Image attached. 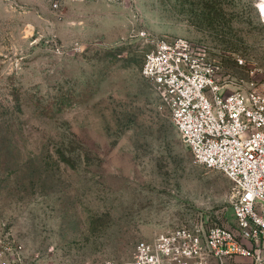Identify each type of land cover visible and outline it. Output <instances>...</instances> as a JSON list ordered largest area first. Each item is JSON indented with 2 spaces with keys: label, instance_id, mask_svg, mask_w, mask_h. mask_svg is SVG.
Segmentation results:
<instances>
[{
  "label": "rangeland",
  "instance_id": "rangeland-1",
  "mask_svg": "<svg viewBox=\"0 0 264 264\" xmlns=\"http://www.w3.org/2000/svg\"><path fill=\"white\" fill-rule=\"evenodd\" d=\"M261 4L0 0V242L30 264H102L180 227L235 231L232 184L193 162L137 35L195 42L225 88L261 91Z\"/></svg>",
  "mask_w": 264,
  "mask_h": 264
},
{
  "label": "built area",
  "instance_id": "built-area-1",
  "mask_svg": "<svg viewBox=\"0 0 264 264\" xmlns=\"http://www.w3.org/2000/svg\"><path fill=\"white\" fill-rule=\"evenodd\" d=\"M137 36L146 46L140 74L169 109L193 162L232 184L235 231L180 227L139 242L127 261L102 264H264V85L229 90L199 44ZM0 243V264H30L21 244Z\"/></svg>",
  "mask_w": 264,
  "mask_h": 264
},
{
  "label": "bare ground",
  "instance_id": "bare-ground-1",
  "mask_svg": "<svg viewBox=\"0 0 264 264\" xmlns=\"http://www.w3.org/2000/svg\"><path fill=\"white\" fill-rule=\"evenodd\" d=\"M264 4V3H263Z\"/></svg>",
  "mask_w": 264,
  "mask_h": 264
}]
</instances>
